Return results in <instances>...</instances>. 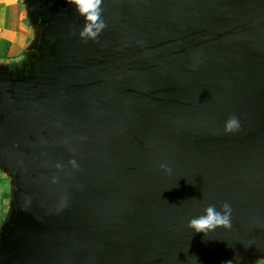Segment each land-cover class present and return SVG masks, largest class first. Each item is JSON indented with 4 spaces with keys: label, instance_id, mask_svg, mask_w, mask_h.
<instances>
[{
    "label": "water",
    "instance_id": "obj_1",
    "mask_svg": "<svg viewBox=\"0 0 264 264\" xmlns=\"http://www.w3.org/2000/svg\"><path fill=\"white\" fill-rule=\"evenodd\" d=\"M24 1L35 39L0 64V264L264 262V0H102L95 40L76 0ZM225 203L230 228H189Z\"/></svg>",
    "mask_w": 264,
    "mask_h": 264
},
{
    "label": "clouds",
    "instance_id": "obj_2",
    "mask_svg": "<svg viewBox=\"0 0 264 264\" xmlns=\"http://www.w3.org/2000/svg\"><path fill=\"white\" fill-rule=\"evenodd\" d=\"M102 0H76L78 11L84 16L86 24L81 32L84 39H97L106 24L102 18ZM241 127L240 120L236 116H230L225 122V132L232 133ZM161 168L171 171L167 164H161ZM189 228L197 233L208 235L219 227H231V205L225 203L223 210L218 211L215 206L205 209V214L194 217L189 221Z\"/></svg>",
    "mask_w": 264,
    "mask_h": 264
},
{
    "label": "crops",
    "instance_id": "obj_3",
    "mask_svg": "<svg viewBox=\"0 0 264 264\" xmlns=\"http://www.w3.org/2000/svg\"><path fill=\"white\" fill-rule=\"evenodd\" d=\"M35 39L24 0H0V64L23 62Z\"/></svg>",
    "mask_w": 264,
    "mask_h": 264
},
{
    "label": "rangeland",
    "instance_id": "obj_4",
    "mask_svg": "<svg viewBox=\"0 0 264 264\" xmlns=\"http://www.w3.org/2000/svg\"><path fill=\"white\" fill-rule=\"evenodd\" d=\"M11 179L0 170V229L5 222L12 201V184ZM259 264H264L261 262Z\"/></svg>",
    "mask_w": 264,
    "mask_h": 264
}]
</instances>
